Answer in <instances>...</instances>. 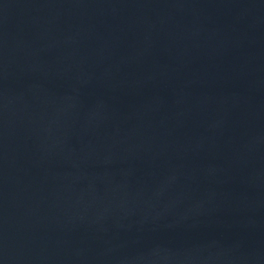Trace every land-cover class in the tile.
<instances>
[{"label":"water","instance_id":"water-1","mask_svg":"<svg viewBox=\"0 0 264 264\" xmlns=\"http://www.w3.org/2000/svg\"><path fill=\"white\" fill-rule=\"evenodd\" d=\"M0 264H264V0H0Z\"/></svg>","mask_w":264,"mask_h":264}]
</instances>
